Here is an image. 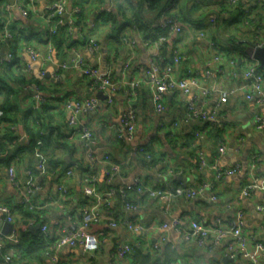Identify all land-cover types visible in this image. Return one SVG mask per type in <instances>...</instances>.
<instances>
[{
  "label": "crops",
  "instance_id": "crops-1",
  "mask_svg": "<svg viewBox=\"0 0 264 264\" xmlns=\"http://www.w3.org/2000/svg\"><path fill=\"white\" fill-rule=\"evenodd\" d=\"M51 1L35 0L32 10L27 16H23L20 10L13 6L14 0H0V12H3V17L10 18L11 27L16 35L12 42V49L19 60L16 62L30 65L28 77L31 82L26 84L27 87L25 84L14 85L15 88H20L17 94L20 110L16 114L18 120L16 135L11 141H3L6 147L0 154V203L13 209L18 222L26 218L18 208L23 191L13 186L7 176V168L10 165L14 166L20 180L31 176L40 183L39 191L32 197L36 204L45 202L49 198L53 199L56 186L64 182L68 187L67 197L63 200L64 204L62 203L61 207L49 205L42 210L45 222L50 228H54L53 223L57 219L64 220L65 224L68 222L66 219L68 216L81 219V208L91 201V198L82 192L79 173L73 177L65 178L64 176L70 163L79 159L87 163L88 161L84 145L80 140H70L65 137L63 143V136L69 131L67 124L69 112L62 108L63 101L68 96L74 99H84L90 95L98 97L99 91L79 70L70 67L58 71L56 70L58 64L69 62L73 58V48H77L87 63L98 64L100 69L110 65L114 76L119 77L122 75V62L128 51L126 42L133 39L135 58L131 67L126 71V77L144 81V71L148 65L149 56L157 54V58L160 57L161 67L170 63V50L176 37L171 35L166 42L157 45L155 39L147 37L146 33L130 23L128 19L132 18V12L125 7L128 6V2L132 5L137 4V0H119L123 3L125 16L116 7L118 0H113V14L110 15L101 10L103 6L110 3V0H68V10L75 5L80 6L82 10L80 17L84 37L94 36L98 39L101 46L99 61L97 62L96 57H92L87 51L84 41L77 40L75 34L68 36L63 31L57 32L52 38L50 58L45 59L47 45L44 35L47 28L41 14L44 7ZM237 1L242 5L247 2L251 6L254 26L264 21L261 5L257 4L256 0ZM180 3L183 6L175 5V11L178 12L180 7L190 14L191 21L178 18L186 25L180 36L182 59L174 67L173 75L179 78L196 73L201 87L191 86L187 94H180L176 90L166 94L165 109L161 113H156L149 102V89L145 82H142L134 102L137 112L135 135L132 141L125 142L126 144H122L116 137L119 116L126 106V98L121 91L114 94L112 103H107L105 97H98L100 102L96 109L78 116V125L90 127L94 132L93 153L98 158L108 155L123 165L122 173L114 178L113 183L126 186L127 195L136 208L130 211L125 210L123 204L116 199L110 210L119 223L116 228H108L103 219L90 225V230L97 232L100 240V246L92 256L80 247L55 248L53 244L43 240L45 242L43 245L47 248L38 259H30L25 254L21 255L20 250L17 249L14 252L16 263L55 264L54 258H56L59 262L66 264L77 261L83 264H167L169 262H175V264H250L241 257L223 261L226 257L227 239L216 244L208 241L206 246L199 247L194 242H184L180 234L172 229L151 228L140 233H133L120 224L123 218L136 220L147 226L159 225L173 218H179L183 224L190 219H196L214 227L217 222H222L224 225L231 224L237 211L241 210L244 220L242 232L264 243V208H259L264 205V129L258 130L253 126L254 115L264 113V103L256 104L246 100L243 92L238 91L221 102V109L215 123L207 124L198 119L185 117L187 101L194 100L197 107L209 109L218 102L217 89L219 86L233 87L244 83L241 74L234 75V72L241 71L243 65L240 58L249 46V43L243 41L246 34L241 24L242 19L240 18L239 21V17L233 19L230 16H233L236 10L228 0H189L186 2L181 0ZM4 4L11 5L9 10H4ZM209 14L217 16L219 23L217 29H213L206 23ZM152 15L150 11L145 13L148 18ZM109 16L123 24L120 33L121 42H117L111 32L112 23ZM200 28L206 32L205 39L198 36ZM20 32L23 34H19ZM234 32L239 37L235 42L229 36ZM210 42H213L215 50L222 53L223 57L220 61L214 62L213 69L216 77L208 80L203 76V67L205 61L212 55ZM27 47L37 50L41 57L31 61L26 51ZM2 52L3 48L0 47V55ZM231 60L235 62L234 65L231 64ZM42 70L43 75L40 73ZM14 73H16L15 70ZM32 85H36L37 88L35 89ZM207 87H213L214 90L205 97L202 89ZM1 99L0 95V101ZM45 111L48 117L50 116L49 119L51 118L49 122L55 124L61 134L58 143L54 142L50 145L48 153L62 157L65 165L59 164L53 170L49 169L40 173L35 156L37 147L31 142L29 129L35 127L33 122L38 113L42 114ZM173 134L178 137L176 143H173L171 139ZM190 137H194L195 143L187 147ZM221 143L225 145L223 152L219 150ZM198 149L204 151L209 166L199 168L196 165ZM44 152L43 155L48 160L47 152ZM254 152L258 153L260 162L252 169L250 156ZM212 163L219 166L239 164L240 171L215 180L214 170L210 167ZM102 169L103 166L99 163L97 165L99 191L107 188ZM178 175L186 176L187 180H179ZM135 176L141 177L153 187L161 188H172L182 183L196 187L202 181H213L215 185L204 195L190 199L178 196L171 201L138 195L134 189L129 187ZM254 178L256 186L251 189L250 195L239 199L238 193L242 186ZM210 194H214L216 199L210 200ZM0 221H2L1 214ZM34 225L33 223L30 227ZM125 243L131 245L132 252L124 257L116 256L115 258V249ZM155 244H157L156 248ZM248 249L254 251L255 246L252 241L248 244ZM1 253L0 250V257ZM257 258L260 264H264V251L260 252Z\"/></svg>",
  "mask_w": 264,
  "mask_h": 264
},
{
  "label": "built area",
  "instance_id": "built-area-1",
  "mask_svg": "<svg viewBox=\"0 0 264 264\" xmlns=\"http://www.w3.org/2000/svg\"><path fill=\"white\" fill-rule=\"evenodd\" d=\"M35 0H14L13 6H16L23 16H27L29 11L32 10ZM68 0H52L47 4L41 18L46 24V32L44 40L46 43L47 54L45 59L50 58L52 52V36L56 34L58 26L64 24L66 29L65 33L68 36L75 34L77 40L84 41L87 51L92 57H96L97 62L100 58L101 46L98 39L94 36L84 37L83 23L76 21L81 12V8L75 5L71 10L67 9ZM113 0L107 6L101 8L102 12L113 13ZM232 5L238 2L237 0H228ZM257 4L261 5L262 12L264 14V0H256ZM255 6V4H253ZM11 5L4 4V10H9ZM242 27L245 30L246 36L243 37V41L249 43V46L245 49L244 55L240 58V62L243 67L241 71L234 72V75L241 74L244 78V83L239 86L224 87L219 86L217 89L218 102L211 108L197 107L194 100H189L185 105V117L187 119H198L205 122H216L218 113L221 109V102L225 101L228 97L237 93L243 92V96L246 100L255 102L256 104L264 103V72L260 70L259 61L254 58L253 52L256 48L264 45V21L258 25L253 24V13L251 12V6L246 2L242 7ZM206 23L213 29L218 28V20L215 14H209L207 16ZM185 23L172 17L169 14L162 13L155 20V27H159L165 34H157L155 43L157 45L163 44L167 41L168 37L175 35L176 41L171 47V62L167 63L164 67H161L159 61L160 57L157 54H151L148 58V65L145 69V79L136 80L134 78H127L126 71L131 67L135 58V41L129 40L126 42L128 51L122 62V75L119 77L114 76L112 66L108 65L104 69H100L99 65L87 63L81 51L77 48H73V58L69 62H62L58 64L56 70H66L68 68H75L79 70L81 74L89 78L90 84L97 90L102 91L106 95L105 101L112 103L113 96L117 92H122L126 98V106L119 116V125L116 128V137L122 141L128 143L132 141L135 135L137 126V112L134 107V102L137 97V89L142 82L149 89V102L151 103L156 113H161L165 109L164 98L165 95L178 91L180 94H187L191 86L201 87L198 81L196 73H191L186 76L176 78L173 75V69L177 66L182 59V52L180 46V36L185 28ZM11 20L10 18L3 17V12H0V47L3 48V52L0 55V63L11 62L13 59V53L9 45L12 42L11 33ZM198 36L201 39L206 38V32L200 28L198 30ZM210 48L212 55L205 61L203 67V76L205 78L214 79L216 72L214 68V62L220 61L223 54L215 50L213 42H210ZM31 61L41 57V54L32 47L26 49ZM45 61V60H43ZM231 64L235 62L231 60ZM16 73L24 74L28 76L30 73L29 64H16L14 65ZM42 75L44 71L40 72ZM35 89L36 85H32ZM27 87V85H25ZM214 90L213 87H207L202 89L203 95L206 97L210 95ZM100 100L95 95H90L84 99H74L72 96H68L63 101V109L69 112L67 118V124L69 131L67 132V138L70 140H80L85 149L86 159L89 166L84 172H79L81 168L77 160L70 163L64 172L65 178L73 177L76 173L81 175L82 192L90 197L85 206L81 208V219H77L73 216H68L67 224L64 220L57 219L54 221V228H50L46 222H41L39 231L43 240H50L55 248H75L80 247L84 251L88 252L91 256L99 248L98 233L90 230V225L94 222L105 220L108 228H116L119 224L116 221L115 215L110 211L112 203L116 200V196L119 195L123 200L127 198V188L124 185L108 186L105 190L99 191L98 175L93 173V170L97 168L99 163L103 166L102 172L105 176V183L112 184L116 176H119L123 171V165L114 161L110 156L104 155L98 158L93 150L94 132L90 127L78 125V116L81 113H85L97 108ZM2 110L0 109V117ZM253 126L258 130L264 129V113H257L253 118ZM10 129L16 132V126L11 125ZM41 142H38L40 145ZM220 152L225 150L223 143L219 146ZM35 156L37 159V169L40 173L47 171L46 158L43 153L37 147L35 149ZM197 159L199 168L206 167L208 165L205 153L203 150H197ZM251 168L254 169L259 165L260 158L257 152H254L250 156ZM209 166V165H208ZM210 167L214 170L215 180H219L224 176L235 174L240 171V165L234 164L233 166H219L216 163H212ZM7 176L10 182L18 189L23 191L22 197L19 200V204L35 210H43L49 205L62 206L63 200L67 197L68 187L64 182H60L56 186V194L54 198H49L47 201L36 204L33 202L32 197L40 189V183L33 177L29 176L25 180H20L17 177L15 168L13 165L8 166ZM213 181H202L196 187L186 185L184 183L174 186L172 188L153 187L141 177L135 176L132 180V185H129L135 192L142 196L146 195L151 198L174 200L175 197L181 196L187 199L194 198L200 195H204L206 192L214 188ZM255 178L242 186L238 193L239 199L245 198L250 195V191L254 188ZM264 191V188H263ZM210 200H215L216 196L210 194ZM125 210H134L136 205L132 202L125 200L123 203ZM264 208V205L259 206ZM0 214L3 222H11L12 228L8 233H3L0 228V250L2 251L0 257V264H18L14 261V252L17 250L20 243V224L16 221L13 209L3 203H0ZM243 215L241 210L237 211L235 219L231 224L224 225L222 222L212 227L207 225L201 220L190 219L187 223L182 222L179 218H173L168 222H162L159 225H145L136 220L123 218L120 224L125 226L133 233H140L151 228H159L161 230L172 229L180 234V238L186 242H194L199 247L206 246L209 242L216 244L221 240L227 239L226 256L228 257H241L250 262V264H260L257 255L264 251V243L257 240L254 236H247L242 232ZM32 223V222H30ZM252 241L255 246L254 251L248 249V244ZM157 247V244L154 246ZM132 252V247L129 244H120L115 249V258L124 257ZM55 264H66L59 262L54 258ZM72 264H83V262L77 261ZM167 264H175V262H169Z\"/></svg>",
  "mask_w": 264,
  "mask_h": 264
},
{
  "label": "trees",
  "instance_id": "trees-1",
  "mask_svg": "<svg viewBox=\"0 0 264 264\" xmlns=\"http://www.w3.org/2000/svg\"><path fill=\"white\" fill-rule=\"evenodd\" d=\"M173 1H176V0H137L136 2L137 4H135L136 7L135 5H132L130 2H128L127 3L128 6L125 8L128 11L131 10L132 12L131 14L132 18L128 20L130 23L137 26L141 32L146 33L147 37H152L153 39H155L157 34H162V33L165 34V31H163L159 27L154 26L155 20L158 18L160 14L166 13L176 19L181 18L186 21L187 20L191 21V19L189 18L191 17L190 14L183 11V9H181L180 7L178 8L179 9L178 12L175 11V5L172 6ZM232 6H234V9L236 11L233 16L232 15L230 16L233 19H236V17H239V21H240L242 19L243 5L240 2L239 3L237 2L236 4ZM116 7L125 16L123 3L121 1L120 2L119 0L117 1ZM149 11L152 12L153 15L148 18L145 16V13ZM107 14L110 15L113 13H107ZM80 15L81 13L77 17L75 16V19L77 22L82 23V19ZM110 20L112 23L111 32L113 33V36H115L116 41L121 42L120 33L123 29L122 28L123 24H121L120 21L113 18L112 16L110 17ZM65 29H66L65 25L60 24L58 26L57 32L63 31V33L65 34ZM10 30L12 33V37L14 39L16 35L14 34L12 27ZM19 34H23V32H20ZM54 35L52 36V38L54 37ZM229 36H231V39L233 42L237 41V38H239L236 36L235 32L233 34H230ZM13 39H12V42H13ZM12 42L8 45L10 49L12 50L13 59L11 62L1 63L2 71L0 72V95L2 96V99L0 101V109L2 110V114L0 117V154H2V152L5 150V147H6V144L4 145L3 141H6V140L11 141L13 140V137H15L14 135H16L15 134L16 132L12 131L10 129V126L11 125L16 126V123L18 122L16 118V114L20 110V105L17 102V94L20 88L17 89L15 88L14 85H17V84L26 85L28 82L31 83L29 81L30 77L24 74L14 73V65H16L17 64L16 61H19V60H18V57L16 56V53L12 49L13 48ZM241 44H237V45L241 46ZM260 70L264 71V66L263 68H260ZM139 88L140 87H138L137 91H139ZM142 99L146 100L145 97H142ZM49 117L46 111L45 113L42 112V114L38 113L37 118L34 119L35 122H33L35 127L32 129H29V132H30L29 135H30L31 142H33V146L35 145V147H38L39 150H42V153L44 151L47 152L48 160L45 157L46 163H47V171L49 169L53 170L57 168L59 164L65 165L64 159L62 157H57L54 154L48 153L50 145H53L54 142L58 143L59 137H61L59 128L55 124H51L49 122L51 121L50 120L51 118L49 119ZM204 123L210 124V122H205V121ZM212 123H215V122H212ZM65 137H67L66 134L65 136H63V143L65 141ZM171 139L173 143H176L178 141V137L175 134L172 135ZM117 140H119L122 144L125 143L119 138ZM38 142H41V144L38 145ZM194 143H195L194 137L192 138L190 137L187 143V147L188 146L190 147V145H193ZM111 158L113 159V157ZM197 160L198 159L196 158V165H198ZM77 162L81 167L79 169V172H84L89 166L87 162H84V160L79 159L77 160ZM93 173L97 174V168L93 170ZM104 181H105V176H104ZM108 186L117 187V185L114 183H112L111 185L107 184V187ZM129 198L130 197L127 195V198H125V200L128 202H131ZM116 199L119 200L122 204L125 202V200H123L119 195L116 196ZM18 208L21 214L23 216H26V218L23 219L22 222L21 221L18 222L16 219V221L21 226L20 243L17 249L18 251L20 250L19 253H21V255L25 254V256H29L30 259L32 258L38 259L40 257V254L43 253L47 247L46 245H43L45 244V242L43 241L40 231L37 230L35 232H32L30 230V225L33 223L36 224L37 222L39 223L45 222L44 215L42 214V210L31 209L26 206L24 207L21 204H18ZM110 210H112V208H110ZM32 220L33 222L30 223ZM47 242L50 244V240H47Z\"/></svg>",
  "mask_w": 264,
  "mask_h": 264
},
{
  "label": "water",
  "instance_id": "water-1",
  "mask_svg": "<svg viewBox=\"0 0 264 264\" xmlns=\"http://www.w3.org/2000/svg\"><path fill=\"white\" fill-rule=\"evenodd\" d=\"M253 56H254V58H256L259 61L260 68H263V66H264V45L259 47V48H256L254 50V52H253ZM98 97L99 98H103V97H106V95L103 94L102 91H98ZM69 162H72V161L69 160ZM78 178H80V176H78ZM178 179L186 181L187 177L186 176H182V175H178ZM12 226L13 225H12L11 222L0 221V228H1L3 233H8L10 231V229L12 228ZM39 226H40V223H37L34 226L30 227V229L33 230V231H37L39 229ZM228 260H233V258L232 257H228V256L223 258L224 262H226Z\"/></svg>",
  "mask_w": 264,
  "mask_h": 264
},
{
  "label": "rangeland",
  "instance_id": "rangeland-1",
  "mask_svg": "<svg viewBox=\"0 0 264 264\" xmlns=\"http://www.w3.org/2000/svg\"><path fill=\"white\" fill-rule=\"evenodd\" d=\"M180 1H181V0L173 1L172 6H174V5L183 6V5H181ZM186 1H189V0H185V2H186ZM182 2H183V0H182ZM199 7H201V6H199Z\"/></svg>",
  "mask_w": 264,
  "mask_h": 264
}]
</instances>
